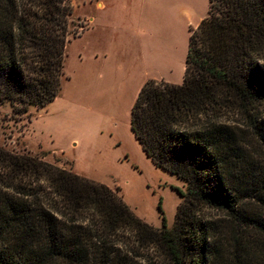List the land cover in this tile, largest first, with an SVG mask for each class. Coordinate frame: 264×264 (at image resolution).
I'll return each mask as SVG.
<instances>
[{"label": "trees", "instance_id": "trees-1", "mask_svg": "<svg viewBox=\"0 0 264 264\" xmlns=\"http://www.w3.org/2000/svg\"><path fill=\"white\" fill-rule=\"evenodd\" d=\"M73 12V0H0V107L25 114L58 96ZM256 103L264 104V0H210L192 29L183 82L148 79L131 111L144 152L186 182L173 226L164 217L154 227L106 184L0 147V264H157L151 248L169 264H225L235 250L233 264L256 254L264 264ZM232 112L244 127L221 121ZM203 206L224 216L206 218ZM234 224L257 229L260 251L232 234Z\"/></svg>", "mask_w": 264, "mask_h": 264}, {"label": "rangeland", "instance_id": "rangeland-1", "mask_svg": "<svg viewBox=\"0 0 264 264\" xmlns=\"http://www.w3.org/2000/svg\"><path fill=\"white\" fill-rule=\"evenodd\" d=\"M159 1L156 25L162 21V18L165 21L171 19L175 24L182 19L186 11L194 14V21L189 26L182 22L178 26H173V37L182 35V41L183 38H186V54L181 53L176 62L173 63L169 81L181 84L185 77L184 64L190 41V28L193 29L197 19L208 13L210 0ZM88 3V0H73L74 12L70 20L71 38L66 46L63 96L58 104L60 107L58 114L64 122L47 125L44 124V119L43 124L39 119L34 126H42V129L38 130V127L35 128L34 126L29 128L28 126L36 116L35 113L31 112V107L28 113L16 114L13 111V105L6 102L0 107V147L13 153L30 154V156L48 160L49 163L58 166L63 165L68 170L71 163L68 159L80 155L83 161L92 162L88 172L96 176L97 179H90L117 190L138 216L158 228L163 226V218L165 217L167 224L173 226L178 206L183 201L179 190L186 189V182L172 172L157 167L155 162L144 152L142 145L131 130V111L137 93L136 88L141 78H128L124 80V83L122 80L119 82L114 80L111 92H108L105 97H99L97 94L92 97L89 96L87 77L89 71L87 70L86 59L90 56L93 34L78 36L87 25L82 14L88 13L92 9V5ZM182 26L183 29H181ZM255 109L263 112L260 115L264 118V104L256 103ZM221 121L238 127L245 126L244 116L239 112L225 113L221 116ZM81 122V127H73ZM94 127H97L95 132L101 135L99 138L96 137L99 139L97 141L100 148L95 149L94 155L93 153L92 155L80 153L79 149L74 150L66 145H64V153H62L63 150L60 148L65 144L62 135H68L71 132L84 133L82 132L83 128L86 132L87 129ZM50 134L54 136V140L58 136L56 141L49 138ZM247 137L254 142V145H262L251 131L247 132ZM40 142H43L48 151L39 146ZM248 147L250 146L248 145ZM262 147L264 148V146ZM247 149L251 153V149ZM55 151L58 154L54 153ZM82 164L84 167L86 166L85 163ZM247 202L252 204L250 202H255V199H247ZM159 205H161L162 210H160ZM201 213L206 218L213 220L224 216L223 213L206 206L201 208ZM240 225H231L229 229L232 234H242L245 239L249 240L248 244H250L254 254L256 250L260 251V248L253 246L252 243V240L255 239L252 235L256 234L257 229ZM256 237L259 238V241L264 240L262 234H258ZM145 252L155 263L169 264L162 252L152 248L145 250ZM235 253L236 250L234 253L226 255L225 264H233L232 262L236 261L233 257L236 256ZM254 256L249 259V264H257L260 260L259 254Z\"/></svg>", "mask_w": 264, "mask_h": 264}, {"label": "crops", "instance_id": "crops-1", "mask_svg": "<svg viewBox=\"0 0 264 264\" xmlns=\"http://www.w3.org/2000/svg\"><path fill=\"white\" fill-rule=\"evenodd\" d=\"M88 2L89 5H92V9L90 12L82 14L87 25L81 31L80 36L93 34L90 56L86 59L87 70L89 71L87 74L89 96L92 97L97 94L99 97H105L108 92H111L114 80L116 82L122 80L124 83V80L128 78H141L136 88L135 101L137 94L140 93L142 86L148 79L170 80L169 76L172 73L173 63L176 62L181 53L186 54V38H183L182 41V35L173 37V26H178L180 22L189 26L194 21V14L186 11L182 19L175 24L171 19L165 21L162 18V21L156 25L159 0H88ZM205 16L198 18L194 26H191L194 29L197 28ZM191 33L192 28H190V38ZM186 59L184 69H186ZM62 91L63 89L51 103L43 107L31 106L30 110L36 116L28 126L29 128L34 126L39 119L42 124L44 119V124L47 125L64 122L58 114L60 108L58 104L63 96ZM81 124L82 122L73 126L71 123L73 127L77 128L81 127ZM34 127H38V130L42 129V126L39 125ZM96 128L87 129L86 132L83 128L82 132L85 134L71 132L68 135H62V140L65 141L63 147L60 148L63 150L62 153H64V145H66L74 150L79 149L80 153L84 152L90 155L93 153L94 155L96 150L100 148L97 141L99 139L96 137L101 136L95 132ZM93 132H95V136ZM49 138L54 140L52 134ZM39 146L46 150L43 142H40ZM68 160L71 162L69 170L85 177L97 179L96 176L88 172V169H91L90 163H92L88 162L89 160L83 161L80 155ZM82 163H85L86 166L84 167Z\"/></svg>", "mask_w": 264, "mask_h": 264}]
</instances>
